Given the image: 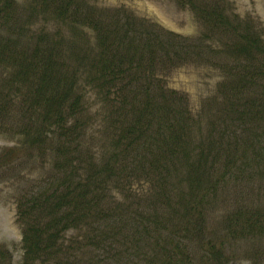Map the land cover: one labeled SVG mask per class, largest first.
Returning a JSON list of instances; mask_svg holds the SVG:
<instances>
[{
    "label": "trees",
    "instance_id": "1",
    "mask_svg": "<svg viewBox=\"0 0 264 264\" xmlns=\"http://www.w3.org/2000/svg\"><path fill=\"white\" fill-rule=\"evenodd\" d=\"M174 1L197 36L94 0H0V173L49 167L17 198L20 264H238L243 246L264 264V28L231 0ZM192 64L222 77L198 114L167 83Z\"/></svg>",
    "mask_w": 264,
    "mask_h": 264
},
{
    "label": "rangeland",
    "instance_id": "2",
    "mask_svg": "<svg viewBox=\"0 0 264 264\" xmlns=\"http://www.w3.org/2000/svg\"><path fill=\"white\" fill-rule=\"evenodd\" d=\"M103 7L125 6L136 15L155 21L169 30L184 35L197 36L202 27L189 10L179 7L174 0H94ZM239 16H252L261 23L264 28V0H231ZM222 81L220 71L206 66L205 64H192L175 70L167 77L169 87L184 92L189 97L190 107L195 114H198L203 102L215 93L219 83ZM103 126L89 128L87 138L90 145L96 147L104 144L101 142ZM94 131V132H93ZM92 137H94L92 139ZM15 141L7 135L0 134V146L7 147L14 145ZM44 161L38 159L31 163L24 170H13L7 174L0 173V246H5L12 254L11 264H20L23 256L22 229L16 221L17 198L19 193L32 185L36 180L46 176L49 167L42 165ZM131 187V186H130ZM129 187V188H130ZM143 183L134 181L132 194L145 192ZM128 188V189H129ZM117 197L122 196L116 193ZM225 203V204H224ZM224 203L218 204L216 212L212 215L220 218L226 211L232 209V196L226 198ZM246 243H243L245 245ZM247 246L236 249L233 260L238 264H248L244 258L243 250ZM230 250V248H229Z\"/></svg>",
    "mask_w": 264,
    "mask_h": 264
}]
</instances>
